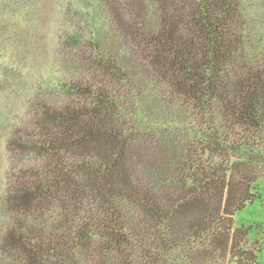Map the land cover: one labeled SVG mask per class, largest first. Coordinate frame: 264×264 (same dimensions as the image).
Here are the masks:
<instances>
[{
    "label": "trees",
    "instance_id": "obj_1",
    "mask_svg": "<svg viewBox=\"0 0 264 264\" xmlns=\"http://www.w3.org/2000/svg\"><path fill=\"white\" fill-rule=\"evenodd\" d=\"M0 0V264H260L264 0ZM40 18V19H39Z\"/></svg>",
    "mask_w": 264,
    "mask_h": 264
},
{
    "label": "rangeland",
    "instance_id": "obj_2",
    "mask_svg": "<svg viewBox=\"0 0 264 264\" xmlns=\"http://www.w3.org/2000/svg\"><path fill=\"white\" fill-rule=\"evenodd\" d=\"M70 0H41L37 10L40 14L38 30L43 45L49 51L55 44L58 35L63 33L64 8ZM0 147V153H1ZM2 154V153H1ZM260 194L252 203H247L244 208L234 214V225H244L249 228V237L258 239L261 242V251L259 253L260 264H264V176L256 184Z\"/></svg>",
    "mask_w": 264,
    "mask_h": 264
}]
</instances>
